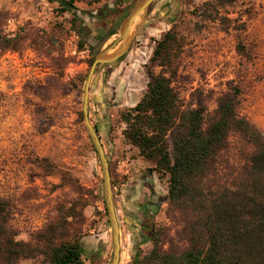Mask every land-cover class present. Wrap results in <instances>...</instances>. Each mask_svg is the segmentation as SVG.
Listing matches in <instances>:
<instances>
[{"label": "rangeland", "instance_id": "obj_1", "mask_svg": "<svg viewBox=\"0 0 264 264\" xmlns=\"http://www.w3.org/2000/svg\"><path fill=\"white\" fill-rule=\"evenodd\" d=\"M92 1L74 0L72 12L60 11L55 0H0L3 29L14 33L24 27L30 33L20 50L0 53V194L15 200L17 210L13 223L24 238L30 230L42 225L53 203L68 190L60 186V177L51 173L48 165L36 163V158L47 157L48 163L67 167L81 183L102 196L101 165L83 119H78V111L82 107L83 85L89 68V44L96 46V39L104 34L102 12L111 8L115 0ZM135 1L125 0L122 4ZM204 1L154 0L135 18L131 26L134 38L123 59L112 66L101 64L93 72L88 115L91 123L98 127L108 162L114 168V188L111 184L114 205L124 183L121 176L128 177L130 173V170L119 171L121 161L130 160L134 155L123 149V123L118 111L133 105L141 96L147 81L150 47L172 24L185 39L177 59L183 75L179 84L182 95L188 97L190 92L196 91L215 94L237 84L242 89L241 112L264 130V0H235L222 10L226 25L205 21L196 15ZM121 21L116 18L115 40L107 41L105 46L102 44L103 48L119 42ZM78 27L85 29L82 46ZM41 31L52 36L55 47L68 60L60 68L61 76L47 67L50 61L46 44H40V40L32 42V39H41L36 36L41 35ZM238 42L243 45V52L237 49ZM81 77H84L83 82ZM209 106L212 107L213 102H209ZM146 188L154 202L151 221L165 220L166 182L157 180L151 173ZM119 207L115 205L118 222ZM84 212L85 264H109L112 236L104 202L97 199ZM142 217L143 226L148 229L147 211ZM104 232L107 255L100 263L88 248L92 240L103 239ZM123 236L121 241L119 234L118 264H131L136 243L129 245ZM148 248V242L139 246L142 252ZM29 263V260L21 261V264Z\"/></svg>", "mask_w": 264, "mask_h": 264}, {"label": "trees", "instance_id": "obj_2", "mask_svg": "<svg viewBox=\"0 0 264 264\" xmlns=\"http://www.w3.org/2000/svg\"><path fill=\"white\" fill-rule=\"evenodd\" d=\"M55 1L60 11L75 8L74 0ZM124 1L115 0L102 12L104 34L96 39V46L89 44L88 65L112 32L105 18L113 14L120 22L134 4L124 5ZM234 2L206 0L196 15L226 25L222 10ZM2 24L0 20V53L20 50L30 33L24 27L7 33ZM77 32L82 46L85 29L78 27ZM40 34L36 36L41 39L32 42L46 44L47 67L61 76L60 68L68 60L51 35ZM184 44L175 24L154 39L145 89L133 105L118 111L122 142L135 148L148 162L147 170L166 182L165 220L150 221L135 244L131 264H264V130L241 112L242 89L237 84L215 94L182 95L183 75L177 59ZM237 49L243 52L244 47L238 42ZM78 119H83L81 110ZM35 162L48 165L60 177V186L68 190L53 203L42 225L25 238L13 223L15 200L0 194V264H21L22 260L85 264L84 209L97 199L104 200L67 167L48 163L47 157ZM113 169L109 162L112 185ZM126 179L121 176L122 182ZM145 242L149 248L142 252L139 246Z\"/></svg>", "mask_w": 264, "mask_h": 264}, {"label": "crops", "instance_id": "obj_3", "mask_svg": "<svg viewBox=\"0 0 264 264\" xmlns=\"http://www.w3.org/2000/svg\"><path fill=\"white\" fill-rule=\"evenodd\" d=\"M105 20L110 23L109 28L111 29L112 32L111 34H109L107 38H105L103 42V46L107 44V41L114 39L118 33L117 27H115L116 16L110 14V16L109 17L107 16ZM153 46L154 45H151L150 47V52H149L150 54L152 52ZM118 62L108 65L112 66L117 64ZM99 101L100 100L96 101V104L98 106L100 105ZM93 113L96 114L95 112ZM123 149L126 152L128 153L130 152V154H134V155L130 160L126 158L125 160L121 161L123 163L122 165H125V163L127 162L126 171L130 170V173L127 179L125 180V182L122 184L120 198L118 201H116L115 205L120 206L118 208L119 213H121L119 215L120 240L122 241V236L124 235L123 236L124 240H126L129 245L133 246L137 241L141 239V237L143 236V231L146 229L143 226L145 220L142 217V213L144 211H147L148 215L150 216V221L151 218L153 217V213L151 209H153L152 204H154V202L151 201V198L148 195V189L146 188V184L148 183V176L149 174H151V172L147 170V167L149 166L148 162L146 163L144 159H142L137 155V151L135 148H131L127 144L123 143ZM156 179L159 180L157 175H156ZM153 196L154 198H156L155 190ZM160 204H158L157 208L160 207ZM156 213L157 212H155L154 214ZM123 231H125V233H123ZM103 234H104L103 239L102 237H100L101 239H98L96 241L92 240L88 248V250H91L93 252V255L96 257V259L98 258L101 260L100 263L103 262V259L107 255L105 232ZM84 248L85 250H87L86 246Z\"/></svg>", "mask_w": 264, "mask_h": 264}, {"label": "water", "instance_id": "obj_4", "mask_svg": "<svg viewBox=\"0 0 264 264\" xmlns=\"http://www.w3.org/2000/svg\"><path fill=\"white\" fill-rule=\"evenodd\" d=\"M154 0H136L128 13L122 19L119 25L120 40L115 44L102 48L97 51L89 65L82 92V118L89 139L97 153L102 169V196L105 204V210L108 217V223L111 228L112 236V255L109 264H118L120 256L119 240V222L116 215V209L112 196V186L109 171V162L95 126L91 123L88 115V93L89 84L98 64H114L122 59L128 52L134 33L131 32V26L137 16L145 11Z\"/></svg>", "mask_w": 264, "mask_h": 264}, {"label": "built area", "instance_id": "obj_5", "mask_svg": "<svg viewBox=\"0 0 264 264\" xmlns=\"http://www.w3.org/2000/svg\"><path fill=\"white\" fill-rule=\"evenodd\" d=\"M126 163H127V162H126ZM126 163H125V165H121V167H120V169H119L120 172H125V171H126V169H127ZM122 164H123V163H122ZM113 188H114V185H113Z\"/></svg>", "mask_w": 264, "mask_h": 264}]
</instances>
